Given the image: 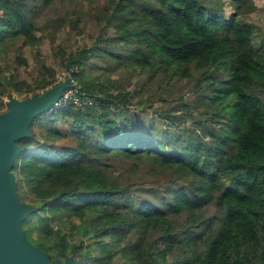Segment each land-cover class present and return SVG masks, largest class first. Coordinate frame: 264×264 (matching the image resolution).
Here are the masks:
<instances>
[{"label": "trees", "instance_id": "1", "mask_svg": "<svg viewBox=\"0 0 264 264\" xmlns=\"http://www.w3.org/2000/svg\"><path fill=\"white\" fill-rule=\"evenodd\" d=\"M32 9L27 0H0L6 65L10 43L33 46L44 39ZM104 9L102 34L91 46L78 44L65 62L94 106L41 112L30 122L31 134L16 140V189L35 206L22 222L26 237L52 264L69 257L76 264H264V51L252 43V24L238 21V10L225 19L222 4L206 0H109ZM95 55L114 62L106 70L142 67L188 76L193 66L209 92L202 105L210 121L194 135H169V147L143 120L119 122L103 106L110 99L123 103L130 92L114 94L108 76L101 81L92 74ZM6 70L0 67L1 81H10ZM55 84L49 75L27 83L31 93L23 99ZM124 109L115 104L113 111ZM66 139L71 142L57 143ZM113 157L148 161L173 177L143 191L114 174ZM183 216L186 226L179 230ZM73 217L79 222L71 227L62 221Z\"/></svg>", "mask_w": 264, "mask_h": 264}, {"label": "rangeland", "instance_id": "2", "mask_svg": "<svg viewBox=\"0 0 264 264\" xmlns=\"http://www.w3.org/2000/svg\"><path fill=\"white\" fill-rule=\"evenodd\" d=\"M206 1L222 4L224 12L231 14L238 10V21L250 22L252 26L254 22L264 24V0ZM27 2L30 7L33 6L30 17L35 31L42 34L44 39L33 46L22 45V39L10 43L13 54L8 65H6L7 55H0V67L6 66V74L10 78V81L0 80V100H2L0 113L9 109V94L17 99H23L31 93L25 92L27 83L35 84L42 76L48 75L56 83L68 73L65 65L67 54L76 50L78 44L86 43L91 46L97 36L102 34L99 26L105 22L104 7H107L109 0H50L48 3L43 0H27ZM253 29L252 43L258 51H264V26H253ZM112 30L110 27L106 32L110 34ZM99 45L104 48L103 45ZM117 50L121 51L122 47H117ZM90 61L94 65L88 68L93 75L102 76L101 81L108 76L113 82L110 85L112 93L115 94L118 90L130 92L123 103L110 99L108 106L107 104L103 106L111 111V117H116L119 122L126 116L143 120L150 131H160L167 147L170 146L167 143L169 135H181V137L194 135L198 133L200 124L210 121L211 113H205V106L202 105L203 102L208 101L209 92L205 87L206 83L199 81L200 72L193 66L190 68L191 75L180 76L163 70L155 72L148 69L141 70L142 67H136L135 70L131 68L106 70L105 67L109 64L114 65V62L97 58L96 55L91 57ZM122 61L129 63L130 60L125 57ZM77 81L81 85L78 79ZM135 88L139 93L131 92ZM115 104L124 105L122 114L118 115L117 111H113ZM94 108L99 109L100 105H95ZM46 113L48 114L49 111ZM165 113L177 118L171 121ZM69 121L70 118L62 119L64 130L67 129ZM37 124L38 121L34 122L35 127ZM38 139L42 140L39 136L37 139L33 138L32 142L35 144ZM70 142L71 139H66L57 143L61 145ZM109 163L114 174H119L121 181L142 186L143 191L149 192L151 188L160 187L173 177L160 166L148 161L136 162L113 157ZM16 191L20 190L16 189ZM18 194L23 201L22 197L25 193ZM23 199L25 203H29L27 198ZM214 208L215 206L211 204V211ZM62 221L71 227L79 222V218H63ZM56 222L54 221L53 224ZM177 226L179 230L186 226L184 216L180 218ZM36 234V231L32 232V236L35 237ZM29 241L36 246L34 241ZM88 241L89 239H84V243ZM175 255L176 253L173 252L169 258ZM57 260L64 261L63 258H57L55 262Z\"/></svg>", "mask_w": 264, "mask_h": 264}, {"label": "water", "instance_id": "3", "mask_svg": "<svg viewBox=\"0 0 264 264\" xmlns=\"http://www.w3.org/2000/svg\"><path fill=\"white\" fill-rule=\"evenodd\" d=\"M68 86V80L54 85L42 94L26 99L9 100V109L0 113V264H52L49 254L33 245L26 237L22 222L35 211V206L22 202L16 191L11 165L18 153L16 140L31 134L32 119L49 110ZM67 258L55 264H76Z\"/></svg>", "mask_w": 264, "mask_h": 264}, {"label": "built area", "instance_id": "4", "mask_svg": "<svg viewBox=\"0 0 264 264\" xmlns=\"http://www.w3.org/2000/svg\"><path fill=\"white\" fill-rule=\"evenodd\" d=\"M72 70V68L68 69V73L56 82L61 83L68 80V86L62 90L61 95L50 106L49 112L61 107H75L85 111L94 106V98L78 83Z\"/></svg>", "mask_w": 264, "mask_h": 264}, {"label": "clouds", "instance_id": "5", "mask_svg": "<svg viewBox=\"0 0 264 264\" xmlns=\"http://www.w3.org/2000/svg\"><path fill=\"white\" fill-rule=\"evenodd\" d=\"M224 16H225V19H229L231 17V13L230 12H224ZM253 26L261 27V26H264V24H262L261 22H254Z\"/></svg>", "mask_w": 264, "mask_h": 264}]
</instances>
